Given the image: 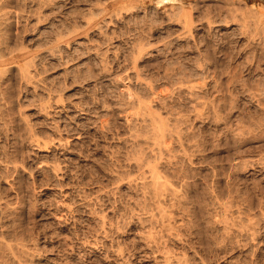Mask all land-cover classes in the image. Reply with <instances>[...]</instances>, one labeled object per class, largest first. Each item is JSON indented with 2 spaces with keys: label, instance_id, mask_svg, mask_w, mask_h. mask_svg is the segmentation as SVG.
Segmentation results:
<instances>
[{
  "label": "clouds",
  "instance_id": "9594fccd",
  "mask_svg": "<svg viewBox=\"0 0 264 264\" xmlns=\"http://www.w3.org/2000/svg\"><path fill=\"white\" fill-rule=\"evenodd\" d=\"M264 0H0V264H264Z\"/></svg>",
  "mask_w": 264,
  "mask_h": 264
},
{
  "label": "rangeland",
  "instance_id": "374dc122",
  "mask_svg": "<svg viewBox=\"0 0 264 264\" xmlns=\"http://www.w3.org/2000/svg\"><path fill=\"white\" fill-rule=\"evenodd\" d=\"M262 252H264V249H262ZM144 264H154V261H145Z\"/></svg>",
  "mask_w": 264,
  "mask_h": 264
}]
</instances>
